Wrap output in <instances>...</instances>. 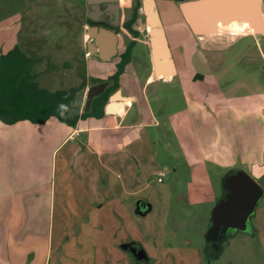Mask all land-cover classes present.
Instances as JSON below:
<instances>
[{
  "label": "crops",
  "instance_id": "obj_1",
  "mask_svg": "<svg viewBox=\"0 0 264 264\" xmlns=\"http://www.w3.org/2000/svg\"><path fill=\"white\" fill-rule=\"evenodd\" d=\"M191 44L190 39L185 66L161 78L169 82L167 87H181L185 102L184 108L165 118L179 138L192 184H211L209 167L222 171L218 202L225 196L223 179L231 171L242 170L264 180V84L253 77L231 82L227 78L232 65L198 64ZM257 49L264 61L263 48ZM154 89L151 83L139 99L117 101L109 107L114 112L100 120L80 121L75 128L56 119L44 125L0 122V264H48L49 256L40 259L36 248L47 242L48 248L53 247V234L64 230L66 223L61 222L66 217L76 237H86L78 242L90 252L81 262L57 258L56 264L153 263L136 229L126 232L124 228L126 220L134 225L137 218L155 210L140 197L139 177L142 163H148L144 155L151 144L148 129L160 127L162 118L151 108L152 98H159ZM160 173H154L158 182ZM263 201L249 224L248 234L257 232L261 237V259L251 264H264ZM211 227L212 215L206 236ZM88 232L96 233L92 240ZM159 234H151L152 243L164 248L158 244ZM222 242L217 248L207 242L204 256L209 261L222 252ZM72 243L68 242L70 247ZM127 244L143 249L147 259L138 261L123 249ZM168 254L183 258L180 249L175 252L170 247Z\"/></svg>",
  "mask_w": 264,
  "mask_h": 264
},
{
  "label": "rangeland",
  "instance_id": "obj_2",
  "mask_svg": "<svg viewBox=\"0 0 264 264\" xmlns=\"http://www.w3.org/2000/svg\"><path fill=\"white\" fill-rule=\"evenodd\" d=\"M76 16V0H0V56L18 47L28 57L43 60L39 66L38 78L41 88L51 92L70 90L74 86L71 61L76 47ZM243 26L245 28L239 30H234L237 28L233 23L226 27L213 26L209 36L196 37L198 47L191 39L190 52L197 51L200 65L201 62L209 63L212 68L221 63L232 65L233 69L227 78L231 82L253 77L255 82L264 84V61L258 53V45L248 46L250 37L257 41L261 38L259 30L252 33L258 27L249 23H243ZM259 41L264 50V40ZM154 91L159 98H152L151 108L162 118L159 119L160 127L148 129L151 144L144 151L148 163L145 164L146 168L142 163L139 177L143 190L140 197L155 205V210L147 216L137 218L138 222L134 225L126 220L124 230L133 232L136 229L143 248L151 253V264H251L260 260L261 237L257 232H231L221 243V253L213 258L211 256V261L204 256L207 245L205 230L211 223L212 211L217 202L215 198L222 195L219 181L222 171L209 167L207 171L212 183L192 184L191 170L187 167L179 138L165 118L185 107L183 94L175 87ZM116 104L113 101L108 107ZM157 172L166 175L163 184L154 175ZM117 173L124 176L121 172ZM254 180L264 190V180ZM260 208H264V201ZM69 219L70 217H66L61 222L66 223L64 230L62 228L54 232L52 248L47 247L48 242L43 247L40 244L36 248L40 259L49 256L51 260L48 264H56L57 258H75L81 262V258L86 259L89 255L90 250L78 242L86 237H76L77 233L70 229ZM154 232L160 233L158 239L161 241L157 243L163 244L164 248L159 245L155 247L156 243H152L151 234ZM87 234L88 239L92 240L96 233ZM69 241H73L71 247ZM170 247L175 252L180 249L183 258L178 255L177 258L176 254L175 257L167 255Z\"/></svg>",
  "mask_w": 264,
  "mask_h": 264
},
{
  "label": "flooded vegetation",
  "instance_id": "obj_3",
  "mask_svg": "<svg viewBox=\"0 0 264 264\" xmlns=\"http://www.w3.org/2000/svg\"><path fill=\"white\" fill-rule=\"evenodd\" d=\"M146 1H151L154 5L152 11L155 19L150 20ZM184 2L183 0H104L91 4L89 0H76V47L71 61L74 86L71 90L78 115L90 112L94 101L105 96H107L104 106L106 115L109 112L108 106L113 101L130 97L139 99L151 83L157 91L167 87L169 82L161 78L168 75L156 73L153 34L160 33L163 36L174 72L181 66L184 67L185 50L189 46L190 39L196 44L198 37L194 34L192 38L190 37L191 29L181 9ZM261 3L264 16V0H261ZM244 28L242 26L234 30ZM258 30L259 28L252 33ZM259 35L261 36L259 40H264V34ZM249 40V47L260 46L259 40L253 37ZM160 60L162 65H167L166 59ZM151 79L157 80L151 82ZM177 88L183 94L182 88L178 86ZM93 89L97 90L98 95L93 98L90 110L87 112L88 95ZM116 94L113 100L112 97Z\"/></svg>",
  "mask_w": 264,
  "mask_h": 264
},
{
  "label": "water",
  "instance_id": "obj_4",
  "mask_svg": "<svg viewBox=\"0 0 264 264\" xmlns=\"http://www.w3.org/2000/svg\"><path fill=\"white\" fill-rule=\"evenodd\" d=\"M89 1L91 4H96L104 0ZM181 9L191 32L198 37L209 36L212 26L216 23L227 25L233 22L249 23L259 28L258 34H264L261 0H194L184 2ZM157 36L159 41H156L155 45L156 73L157 75H170L174 73L173 64L163 36L160 33H157ZM160 46L164 56L160 55ZM160 58L168 60L165 70H161ZM96 91L93 89L88 95L87 112L90 110L93 98L98 95ZM222 187L225 196L217 202L213 209L212 227L206 236L207 242L211 243L214 248L226 240L231 232L248 233L250 220L264 198L262 187L242 170L228 173L223 179ZM123 249L130 250L138 261L147 259L143 249H137L128 244L123 245Z\"/></svg>",
  "mask_w": 264,
  "mask_h": 264
},
{
  "label": "trees",
  "instance_id": "obj_5",
  "mask_svg": "<svg viewBox=\"0 0 264 264\" xmlns=\"http://www.w3.org/2000/svg\"><path fill=\"white\" fill-rule=\"evenodd\" d=\"M42 61L28 57L18 47L0 56V122L8 126L21 122L44 125L56 119L75 128L80 121L104 118L107 96L95 100L90 112L78 115L71 89L51 92L41 88L38 78Z\"/></svg>",
  "mask_w": 264,
  "mask_h": 264
},
{
  "label": "bare ground",
  "instance_id": "obj_6",
  "mask_svg": "<svg viewBox=\"0 0 264 264\" xmlns=\"http://www.w3.org/2000/svg\"><path fill=\"white\" fill-rule=\"evenodd\" d=\"M145 3H146V9H147V13H148V15H149V17H150V20H152L153 18L155 19L154 12L152 11L153 8H154L153 3H152L151 1H146ZM216 25H219V27H226L227 25H231V23H229V24H227V25H224V24H222V23H216V24H214L213 26H216ZM233 25H234L236 28H241V27L243 26V23L233 22ZM213 26H212V27H213ZM156 41H159V40H158V36H157V34H153V50H154V54H155V59L157 60V57H156V49H155V45L157 44ZM159 52H160V55L164 56V52H162L161 46L159 47ZM160 59H162V58H160ZM160 59H159V60H160ZM166 64L168 65V60H167V63H166ZM161 65H162V64H161ZM167 65H165V66H161V69H164V70H165V68H166ZM163 67H164V68H163Z\"/></svg>",
  "mask_w": 264,
  "mask_h": 264
},
{
  "label": "built area",
  "instance_id": "obj_7",
  "mask_svg": "<svg viewBox=\"0 0 264 264\" xmlns=\"http://www.w3.org/2000/svg\"><path fill=\"white\" fill-rule=\"evenodd\" d=\"M165 174L164 173H160V175H159V182H163V179L165 178Z\"/></svg>",
  "mask_w": 264,
  "mask_h": 264
}]
</instances>
